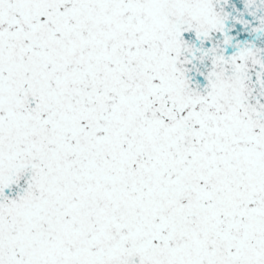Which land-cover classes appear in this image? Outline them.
<instances>
[{
	"label": "snow or ice",
	"instance_id": "snow-or-ice-1",
	"mask_svg": "<svg viewBox=\"0 0 264 264\" xmlns=\"http://www.w3.org/2000/svg\"><path fill=\"white\" fill-rule=\"evenodd\" d=\"M0 264H264V0H0Z\"/></svg>",
	"mask_w": 264,
	"mask_h": 264
}]
</instances>
